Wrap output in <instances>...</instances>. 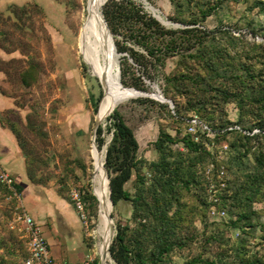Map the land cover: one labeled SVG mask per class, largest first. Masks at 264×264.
<instances>
[{"label": "rangeland", "instance_id": "rangeland-1", "mask_svg": "<svg viewBox=\"0 0 264 264\" xmlns=\"http://www.w3.org/2000/svg\"><path fill=\"white\" fill-rule=\"evenodd\" d=\"M137 1L151 15L154 16V12L159 13L164 21L162 23L168 28L197 27L202 30L199 33L205 37L207 44L217 48L228 46L231 56L226 60L229 63L237 66L242 63L253 65L256 70L264 66V49L256 46L264 44V0ZM13 4L25 6L29 12L26 15L17 8V16L11 10ZM87 5L88 0H5L0 6V42L6 48L0 47L12 55L8 60H1L0 65L8 72L4 91L14 101V106L4 111L1 119L18 132L27 171L31 170L35 174L33 181L55 184L69 197L74 186L93 190L94 184V189L96 188L91 148L94 143L95 122L103 100V97L101 100L99 97L101 92L104 95V88L106 91V85L102 83L100 75L80 46V31L88 14ZM204 12L209 13L206 18H203ZM137 48L145 53L142 48ZM95 50L98 52L95 57L101 63L104 55L99 43L96 44ZM123 55L121 52L118 54L119 67ZM184 60L189 67L193 63ZM130 61H133L132 58ZM185 62H182L180 53L171 56L167 59L164 72H183L188 69ZM84 64L86 68L83 67ZM145 82L149 89L143 91L149 93L157 92L156 86L163 92L162 87L166 86L163 76L157 81L145 77ZM139 97H149L159 103H167L172 114L175 113V105L150 96H137L130 97L114 107L123 113L128 124L135 129L140 143V155L149 161H155L159 154L154 142L158 138L160 128L165 127L173 135L179 134L178 136L182 137L183 123L176 122L168 108L150 102H140L137 100ZM178 100L181 106L186 104V97L178 96ZM96 101L98 106L95 109ZM217 107L219 108L215 111L216 118L226 115L232 120L238 119L239 109L236 103L228 102ZM112 110L101 121L105 127L103 137L106 142L98 149L104 162L107 145L112 137V133L106 128L108 117L114 112ZM246 119L247 122L254 121L253 116ZM172 145L175 149L187 152L180 144ZM229 155L231 152L228 157ZM256 164L251 155L236 159L228 175L230 179L247 175L254 171ZM206 165L207 162L203 168ZM143 173L148 178L152 176V171L148 168H144ZM137 187L134 179L127 183V188L133 195ZM198 194L200 191L194 187L189 191L184 190V204H176V208L181 210L184 216L182 233L188 239L184 246L171 252V259L164 264H187L199 256L202 259H215L221 264L222 247L219 241L209 242L207 237L213 233L219 234L224 237L222 241L232 247L235 240L242 236L238 229L218 228L208 215H203ZM143 201L151 211L157 210L159 204L147 190L144 192ZM98 207L96 217L92 210L93 215L90 216V226L87 229L88 244L91 245L92 254L95 256H101L100 247L105 242L100 233V201ZM252 209L257 211L255 218L258 224L252 228L254 234L250 237L248 247L250 253L259 251V256L264 260V246H260V238L264 232V198L254 201ZM14 211L15 203L9 201L5 192L0 189V245L2 237L7 235L3 234L4 229L14 230L9 227ZM132 212L133 204L129 200H121L116 206L113 204L109 219L111 223H108L107 229L110 242L117 233L118 223L136 226L140 219H134ZM8 252L9 250H4L1 253V264V256L11 255ZM15 255L19 256V261L15 264H23L25 252L21 250ZM234 257L236 254L231 250L227 259L231 261ZM108 264H116L113 257Z\"/></svg>", "mask_w": 264, "mask_h": 264}, {"label": "trees", "instance_id": "trees-1", "mask_svg": "<svg viewBox=\"0 0 264 264\" xmlns=\"http://www.w3.org/2000/svg\"><path fill=\"white\" fill-rule=\"evenodd\" d=\"M104 1L102 0V5ZM260 3L263 4L262 1ZM102 5L100 10L103 8L108 26L114 34L117 50L124 53L120 66L124 86L148 90L145 77L157 81L163 76L166 81V86L162 87L163 92L165 96L172 98L175 113L172 114L167 103H159L149 97H139L138 101L168 108L171 117L176 122L183 123L184 129L186 118L195 111L214 128L222 129L239 124L249 131L255 128L262 130L253 135L228 130L215 136L217 146L225 142L229 144L231 155L224 161L228 172L232 170L236 159H244L248 155L253 156L257 164L251 173L227 181L223 196L227 218L212 221L220 229H238L242 236L235 240L232 247L227 246L222 241L224 237L219 234L213 233L207 240L219 241L222 247L221 264H264L259 251L250 253L248 247L250 237L254 234L252 228L258 224L255 218L257 211L252 209V204L264 198V66L256 70L253 65L242 63L237 66L229 63L226 60L231 56L228 46L217 48L207 44L205 37L199 33L202 30L197 27H166L145 11L137 0H109L104 7ZM11 8L16 15L17 8L26 15L29 12L27 7L17 4H13ZM1 14L0 12V16ZM203 14V18L209 15L208 12ZM0 46L6 48L1 42ZM256 46L264 49L263 43ZM137 47L142 48L145 53ZM178 53L181 54L182 62L186 59L193 63L189 67L185 62L188 69L183 72L166 74L164 69L167 59ZM83 67L87 66L84 64ZM178 96L186 97L185 105H180ZM102 97L101 92L99 100ZM228 102L236 103L239 109L237 120L227 118L226 115L216 118L217 106ZM97 106L98 101L95 102V109ZM252 116L254 121L247 122L246 118ZM10 128L19 137L16 129ZM106 128L112 133L105 161L110 178L109 198L111 196L115 206L121 200L131 201L132 217L140 219L135 227L118 223L110 253L116 264H164L171 259V252L175 248L187 243L188 237L181 230L184 216L176 208V204H184L183 191H189L193 187L199 190L203 215L209 216L203 165L212 160L217 161L215 154L207 146L211 138L203 136L200 141H195L190 134L184 133L179 137V134L173 135L165 127H161L154 142L159 158L149 161L140 155V143L135 129L128 124L119 109H115L108 117ZM104 130L103 124L97 130L99 148L106 142ZM175 143L180 144L187 152L175 149L172 145ZM144 168L152 171L150 178L143 173ZM28 174L32 180L35 179L31 170ZM132 179L138 185L134 195L127 188V183ZM18 188L21 190L19 185ZM0 189L5 192L1 184ZM83 189L88 213L90 216L93 213L97 216V196L91 188ZM146 190L159 204L155 211H151L143 201ZM231 250L236 257L230 261L227 257ZM197 262L218 264L215 259H202L201 256L187 264ZM94 264H101L99 255Z\"/></svg>", "mask_w": 264, "mask_h": 264}, {"label": "crops", "instance_id": "crops-1", "mask_svg": "<svg viewBox=\"0 0 264 264\" xmlns=\"http://www.w3.org/2000/svg\"><path fill=\"white\" fill-rule=\"evenodd\" d=\"M3 2L5 0H0V6ZM11 57V54L0 47V61ZM6 84L7 72L0 65V161L21 187L26 209L46 236L52 256L57 261L80 264L86 255L92 254L93 251L88 244L87 228L69 195L60 191L55 184L37 183L28 176L26 159L22 154L18 137L1 119L3 112L14 106L13 99L4 91ZM3 234L7 235L2 237L0 255L4 250H9L8 253L11 255L1 256L2 264L17 263L19 256L15 253L21 250L25 252L23 258L25 264V259L29 255L28 240L25 235L10 229H4Z\"/></svg>", "mask_w": 264, "mask_h": 264}, {"label": "built area", "instance_id": "built-area-1", "mask_svg": "<svg viewBox=\"0 0 264 264\" xmlns=\"http://www.w3.org/2000/svg\"><path fill=\"white\" fill-rule=\"evenodd\" d=\"M228 130H238L250 135L262 131L260 128L249 131L243 129L239 124L222 129L214 128L195 111L191 112L189 117L186 118L184 133L190 134L195 141H200L203 136L211 138L210 142H207V146L213 151L217 160L209 161L204 168L206 200L209 205V217L212 221L225 220L227 218V208L223 203V196L230 177L224 161L228 159L230 148L227 142L217 146L214 138L217 134ZM216 146L217 149H215ZM0 184L5 188L6 198L15 203V211L13 218L9 222V227L23 232L28 240L29 255L25 259V264H69L67 261H57L50 253L46 236L34 217L26 209L22 190L18 188L16 179L1 161ZM84 195L85 190L82 187L74 186L70 190V199L77 209L83 224L88 229L90 226V215L86 209ZM260 246H264V232L260 238ZM95 258L94 254L88 253L80 264H94Z\"/></svg>", "mask_w": 264, "mask_h": 264}, {"label": "bare ground", "instance_id": "bare-ground-1", "mask_svg": "<svg viewBox=\"0 0 264 264\" xmlns=\"http://www.w3.org/2000/svg\"><path fill=\"white\" fill-rule=\"evenodd\" d=\"M106 1L107 0L104 1L103 5ZM100 5H102V0H88V14L86 13L87 16L84 19L80 31V46L82 52L89 57L93 67L100 75L102 83L104 82L103 84L106 85L105 96L103 97L97 116L98 119L103 120L120 102L138 95H134L135 92L126 88L124 89L123 85H121L116 59L117 55L114 52L109 30L104 22ZM151 9L155 10L153 7H151ZM157 15L162 19V16L159 13H157ZM97 43L101 46L104 55V60L101 61V63L95 57V53H98L95 50ZM91 153L95 166V192L101 203L100 233L103 239H105V242L100 247V253L103 258V264H108L109 260H112V257L108 249L110 236L107 229L108 223H111L109 219L113 205L108 194L110 188L107 171L104 166V159L95 142L92 144Z\"/></svg>", "mask_w": 264, "mask_h": 264}, {"label": "water", "instance_id": "water-1", "mask_svg": "<svg viewBox=\"0 0 264 264\" xmlns=\"http://www.w3.org/2000/svg\"><path fill=\"white\" fill-rule=\"evenodd\" d=\"M147 3V2H146ZM102 16H103V19H104V22L106 23V26H107V28H108V30H109V34H110V38H111V41H112V46H113V48H114V52L116 53V59H117V63H118V54H119V52H118V50H117V46H116V43H115V41H114V34L111 32V30H110V28H109V26H108V23H107V21H106V18H105V16H104V13H103V8H102ZM154 16L159 20V21H161V22H163L164 23V21L154 12ZM118 70H119V75H120V81H121V69H120V67L118 66ZM121 85H123V87L124 88H126V89H129L130 91H133V92H135L134 93V95L135 94H137L138 96H150V97H154V98H157V99H159V100H161V101H164V102H169L170 104H174L173 103V100L172 99H170V98H167L164 94H163V92H162V90L158 87V86H156L157 87V92H155V93H149V92H147V91H143V90H140V89H137V88H135V87H126V86H124V84L122 83V81H121ZM104 87V86H103ZM105 96V88H104V95H103V97ZM137 97V96H136ZM103 99V98H102ZM174 106V105H173ZM115 109V108H114ZM114 109H113V111H114ZM101 119H98V118H96V122H95V127H94V137H93V142H95L96 143V135H97V130H98V127L102 124L101 123ZM97 147L99 148V146H98V144H97ZM104 166H105V162H104ZM105 169H106V171H107V168H106V166H105ZM107 175H108V173H107ZM108 182H109V188H110V178H109V176H108ZM93 190H94V194L97 196V194H96V192H95V189H94V184H93ZM110 192H111V189H110ZM97 198H98V200H99V197L97 196ZM110 200H111V203H112V205H113V201H112V198H111V196H110ZM100 201V200H99ZM113 236H114V234H113ZM113 238V237H112ZM111 242H112V240H111ZM110 242V243H111ZM110 248V244H109V246H108V249ZM109 253H110V249H109ZM100 258H101V264H103V261H102V257L100 256Z\"/></svg>", "mask_w": 264, "mask_h": 264}]
</instances>
